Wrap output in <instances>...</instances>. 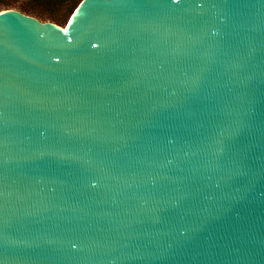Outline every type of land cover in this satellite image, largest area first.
Listing matches in <instances>:
<instances>
[{
	"label": "water",
	"instance_id": "1",
	"mask_svg": "<svg viewBox=\"0 0 264 264\" xmlns=\"http://www.w3.org/2000/svg\"><path fill=\"white\" fill-rule=\"evenodd\" d=\"M0 264H264V0L1 11Z\"/></svg>",
	"mask_w": 264,
	"mask_h": 264
},
{
	"label": "trees",
	"instance_id": "2",
	"mask_svg": "<svg viewBox=\"0 0 264 264\" xmlns=\"http://www.w3.org/2000/svg\"><path fill=\"white\" fill-rule=\"evenodd\" d=\"M83 0H0L1 8H18L37 15L43 19H52L55 22H69L73 13ZM22 4V5H21Z\"/></svg>",
	"mask_w": 264,
	"mask_h": 264
},
{
	"label": "rangeland",
	"instance_id": "3",
	"mask_svg": "<svg viewBox=\"0 0 264 264\" xmlns=\"http://www.w3.org/2000/svg\"><path fill=\"white\" fill-rule=\"evenodd\" d=\"M21 5H22V4H21ZM8 9H17V10H20V11H22L23 13L28 14V15H31V16H34V17L40 19V20L43 21V22H53V23H56L57 25H59V26H61V27H63V28H66L67 25H68V23H69V22L66 23V20H65V22H63V23H58V22L53 21L52 19H43V18H40V17H38L37 15H34V14L27 13V12L23 11V10H22V6H20V5H19L18 8H8ZM3 10H6V8H1V9H0V12L3 11ZM69 21H70V20H69Z\"/></svg>",
	"mask_w": 264,
	"mask_h": 264
}]
</instances>
